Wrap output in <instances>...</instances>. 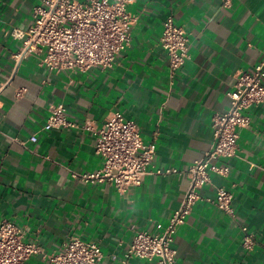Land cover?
Segmentation results:
<instances>
[{"label":"crops","instance_id":"crops-1","mask_svg":"<svg viewBox=\"0 0 264 264\" xmlns=\"http://www.w3.org/2000/svg\"><path fill=\"white\" fill-rule=\"evenodd\" d=\"M37 4L0 0V221L14 223L46 253L78 238L98 244V264H121L135 232L166 227L188 182L150 175L118 194L108 184L73 178L101 166L95 137L77 129L42 131L50 108L61 104L69 120L97 128L118 111L144 142L154 139L151 169H187L210 148L212 118L228 110L235 74L251 71L264 56V0H231L227 7L222 0L134 2L127 7L135 17L129 47L111 67L84 73L48 71L33 54L14 61L22 40L11 32L32 26ZM168 15L185 30L188 53L172 80L159 45ZM249 114V127L237 132L229 176L210 175L201 201L176 230L175 264H264V105ZM218 187L232 194L233 218L205 201ZM241 227L255 237L250 251L241 245ZM26 264L49 262L36 256Z\"/></svg>","mask_w":264,"mask_h":264},{"label":"built area","instance_id":"built-area-1","mask_svg":"<svg viewBox=\"0 0 264 264\" xmlns=\"http://www.w3.org/2000/svg\"><path fill=\"white\" fill-rule=\"evenodd\" d=\"M139 0H38L33 8V24L26 31L12 30L14 38L22 40L17 63L28 55L37 56V65L54 72H87L91 68L106 69L130 44V31L135 17L127 7ZM231 0H222L229 6ZM159 45L168 60L169 78L188 60L185 30L177 26L171 15L165 17ZM172 84V81L170 82ZM228 110L212 118L210 148L185 170L173 167L151 169L155 141L144 142L133 121L122 113H110L97 128L86 120L75 123L64 114L61 104L52 106L42 131L77 129L95 137V153L102 159L92 174L71 173L85 183L112 186L118 194L137 188L150 175L183 177L188 182L178 208L170 215L166 227L157 234L137 231L123 252L121 264L139 259L154 264H175L173 247L176 230L182 226L193 207L201 201V189L210 182V175L227 178L229 161L237 156L238 129L250 125V109L264 105V56L251 71H238L232 88L227 92ZM33 143L35 136L28 140ZM232 194L223 187L215 190L213 198L205 199L213 207L233 218ZM241 245L250 251L255 237L241 227ZM40 256L49 264H98L102 252L98 244L74 238L63 242L53 253L44 252L37 244L25 240L14 223L0 221V264H26ZM115 259V256L112 258Z\"/></svg>","mask_w":264,"mask_h":264}]
</instances>
